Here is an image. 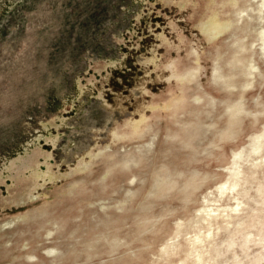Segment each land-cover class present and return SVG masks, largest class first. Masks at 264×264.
Returning <instances> with one entry per match:
<instances>
[{
	"label": "rangeland",
	"instance_id": "1",
	"mask_svg": "<svg viewBox=\"0 0 264 264\" xmlns=\"http://www.w3.org/2000/svg\"><path fill=\"white\" fill-rule=\"evenodd\" d=\"M263 28L264 0H0V264H264Z\"/></svg>",
	"mask_w": 264,
	"mask_h": 264
},
{
	"label": "bare ground",
	"instance_id": "2",
	"mask_svg": "<svg viewBox=\"0 0 264 264\" xmlns=\"http://www.w3.org/2000/svg\"><path fill=\"white\" fill-rule=\"evenodd\" d=\"M228 23V22H227ZM226 28V27H225ZM261 30H263L264 31V28L263 29H261ZM224 32H225V30H224ZM251 68H253L254 69V67H251ZM181 78V77H180ZM251 86V85H250ZM258 96V95H257ZM249 106V105H248ZM263 109V108H262ZM211 113V112H210ZM261 117V116H260ZM264 117V116H263ZM261 119V118H260ZM264 127V126H263ZM259 129V128H258ZM257 133V132H256ZM230 135V134H229ZM159 142V141H158ZM258 146H261V147H264V130L262 131V132H260V133H257L256 134V139H255V141L253 142V145H252V148H254V147H258ZM261 150V149H260ZM241 155V153L240 152H238V151H233L232 152V162H233V164H232V166H228L227 167V170H229V172H230V175L231 176H233V174H234V172H235V169H236V167H234V165L236 164V159H237V157H239ZM231 162V161H230ZM159 164V163H158ZM162 166V165H161ZM162 170V169H161ZM226 172V171H225ZM161 175V174H160ZM170 178V177H169ZM217 178V177H216ZM232 178V177H231ZM160 179H162V178H160ZM215 179V178H214ZM163 180V179H162ZM157 181V180H156ZM158 182V181H157ZM162 183V182H161ZM206 184V183H205ZM197 185V182H196V184H195V186ZM157 186V185H156ZM162 186V185H161ZM200 187V186H199ZM160 188V187H159ZM158 188V189H159ZM161 189V188H160ZM197 189V188H196ZM195 189V190H196ZM192 191H194V190H192ZM156 192V191H155ZM159 192V191H158ZM160 192H161V190H160ZM162 192H164V191H162ZM191 192V191H190ZM170 193V192H169ZM163 194V193H162ZM163 195H165V194H163ZM157 198V197H156ZM149 204H151V203H149ZM136 223V222H135ZM143 226V225H142ZM145 227H146V225H144ZM143 226V227H144ZM174 227V226H173ZM174 229V228H173ZM142 230H144V229H142ZM145 231V230H144ZM181 232V231H180ZM143 234V233H142ZM140 236V235H139ZM170 236V235H169ZM189 236V235H188ZM201 236L200 235H198V234H196V235H194V238L192 239V241L194 240V242H195V240H196V238H200ZM137 238H139V237H137ZM165 238V237H164ZM122 239V238H121ZM118 244V243H117ZM193 244V243H192Z\"/></svg>",
	"mask_w": 264,
	"mask_h": 264
}]
</instances>
